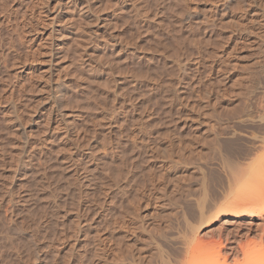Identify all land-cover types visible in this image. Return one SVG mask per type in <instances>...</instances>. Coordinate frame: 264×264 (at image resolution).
Listing matches in <instances>:
<instances>
[{
    "label": "rangeland",
    "instance_id": "1",
    "mask_svg": "<svg viewBox=\"0 0 264 264\" xmlns=\"http://www.w3.org/2000/svg\"><path fill=\"white\" fill-rule=\"evenodd\" d=\"M262 113L264 0H0V264L234 257Z\"/></svg>",
    "mask_w": 264,
    "mask_h": 264
},
{
    "label": "bare ground",
    "instance_id": "2",
    "mask_svg": "<svg viewBox=\"0 0 264 264\" xmlns=\"http://www.w3.org/2000/svg\"><path fill=\"white\" fill-rule=\"evenodd\" d=\"M260 116L261 119H259L262 121V125L264 126L263 113ZM261 134L262 136L259 142L261 144L259 145L261 147L262 153L256 155L255 152L257 150H260L259 148L255 150V146V154L252 153L254 151L253 149L252 152L250 151L251 153H247L250 155L253 154L250 157V161H247L250 155L247 156L248 159L246 158V161H242V159L235 162H231L230 160H227V162L225 161L226 163L224 165V169L226 171V176L228 179V190H226V193L231 194L233 188H236L237 186V191H240V197L238 199L234 198L227 200L215 216L219 217L221 213H224L226 215H233L235 217L243 215L249 217H264V133ZM259 145H257V147H259ZM255 175H260L261 178L257 181H254L253 176ZM221 239L212 248H209L207 245H204L201 241H199V239H194L192 240V242H190L191 239L190 241H187L185 239L187 242L185 241L186 244H184L186 245V247L184 250L185 253H182L184 254L182 255L183 257L174 261L173 259H171V254L173 253V250H170L168 251V253L171 256L168 255V257H165L163 254L161 255L163 256V259L162 261L160 260L162 262L160 264H264L263 237L260 241L252 239L248 240L247 243L240 247V251H238L237 255H235L234 257H232L231 253L226 251V244L224 245L225 242L223 241V238ZM134 262L136 261L134 260ZM148 263L149 262H147L146 264Z\"/></svg>",
    "mask_w": 264,
    "mask_h": 264
}]
</instances>
